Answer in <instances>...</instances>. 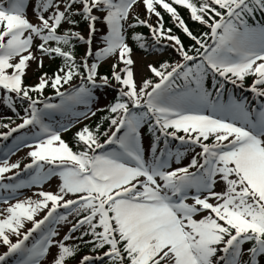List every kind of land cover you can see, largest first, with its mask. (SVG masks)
<instances>
[{
    "label": "snow or ice",
    "instance_id": "obj_1",
    "mask_svg": "<svg viewBox=\"0 0 264 264\" xmlns=\"http://www.w3.org/2000/svg\"><path fill=\"white\" fill-rule=\"evenodd\" d=\"M140 3L145 19L132 15ZM181 7L208 31L194 34ZM159 9L194 43L186 47ZM82 21L87 36L77 30ZM141 26L149 37L133 33L138 48H171L180 59L149 64L152 78L138 84L127 32ZM78 44L86 46L79 60ZM45 57L62 63L51 76L42 73L37 84L26 85L31 64L43 68ZM110 58L111 76L101 75V62ZM228 84L260 103L234 94L226 100ZM48 87L58 103L45 95ZM110 87H116L115 101L93 111L96 91ZM0 104L22 121L0 118L8 121L0 123L8 129L0 139L35 130L31 142L17 136L12 150L28 147L31 163L21 169L19 161L0 160V193H6L0 203L7 205L0 208V246L7 249L0 264L12 257L17 264H43L53 247L57 255L50 264H68L85 247L89 252L77 264H260L264 0H0ZM98 111L107 112L101 122L76 132L78 151L62 138L68 125L46 123L57 114L78 122ZM145 126L152 134L147 156ZM171 141L180 146L174 149ZM188 152L194 153L190 162L173 167ZM22 174L27 179H18ZM56 176V192L18 198L21 189L42 187ZM218 184L222 191L215 190ZM60 225L69 228L58 239Z\"/></svg>",
    "mask_w": 264,
    "mask_h": 264
},
{
    "label": "trees",
    "instance_id": "obj_2",
    "mask_svg": "<svg viewBox=\"0 0 264 264\" xmlns=\"http://www.w3.org/2000/svg\"><path fill=\"white\" fill-rule=\"evenodd\" d=\"M162 15L164 16V22H165V26L166 27H171L173 28V31L180 36V38L182 39V41L184 42L185 46H190L191 44H193L194 42L191 41L186 35L183 34V32L176 28L172 18L169 16V14L165 13L163 11V9H160ZM178 11L180 13V15L185 19L186 23L188 24L189 28L193 31L194 34H201L205 31H208V29L196 22L191 21V19L189 18V12L188 10L184 9V8H178ZM134 13H137V15H139L140 17L143 18H147L146 16V12H145V8L143 6L142 3L138 4L135 9L132 12L133 16H136ZM259 18V17H258ZM77 19H80L79 17H77ZM156 17L152 16L150 21L155 23L156 22ZM130 22H131V17H130ZM65 27H67V25H65ZM81 32H86L87 33V22H81L79 25V28L77 29ZM133 33H140L143 34L146 37H149V30L146 27H137L134 29H128L127 35H128V43L130 44V46L133 47V51L139 55H144V56H153V55H160L161 58L158 59L156 61V63H154L156 66H159L160 63L164 62V61H169V62H175L177 60L180 59V57L176 54L175 51H173L171 48H164L162 46H157L156 49L153 48H149L147 51L142 50L140 48H138V46L136 45V43L131 39L132 34ZM153 43V41L151 40V38L148 39V44L151 45ZM85 49L86 46L84 45H77L76 48V55H77V59L79 60L82 56H84L85 54ZM91 62V61H90ZM62 61L60 58H57L55 60H49L47 57L44 58V66L43 68H38L35 69L34 71L30 72L28 75L25 76V84L26 85H35L38 83V79L39 77L42 75V73H48L50 76L58 69V67L61 65ZM100 74L104 75L107 74L109 76H111V66L107 63H105L104 65H101L100 69ZM146 78H152V73H150ZM145 78V79H146ZM252 80L251 77L246 79V83H250ZM78 82V81H77ZM113 84L115 85V81H113ZM209 87H211V80H209L208 82ZM229 85H227L228 88ZM67 87V86H65ZM243 90L236 88L233 89V86L230 88V96H232L233 94L235 95L236 98H240V96L243 94ZM45 95L47 96H53L55 97V92L52 88L48 87L45 90ZM96 96L99 98L98 101L96 103H94L91 108L93 109V111H95L97 108H104L106 105H110L112 102L115 101L116 97H117V91H116V87H110V88H103V89H98L96 91ZM247 95H244L243 97H246ZM54 99H58L59 101V97H55ZM17 109L20 112V115L24 114L23 112V107L18 103L17 104ZM107 115V112H101L98 111L96 116H90L87 119H84L81 123L71 126L69 127V130L66 132H62V138L64 140H66V142L73 147L74 151H78L79 148L77 147V142L75 139V134L77 131L81 130L84 126H89L91 128H94L95 125L99 122H101L103 116ZM7 116H11L14 120L15 123H18L20 121V119H18L14 113H12L9 109H7L6 107H4L2 104H0V118L2 117H7ZM7 120H3L0 119V123H7ZM108 127V122L105 121L102 131L104 129H106ZM4 128H0V131L3 130ZM142 133L144 135V146L145 149L149 148V142L151 139V133L147 131V126H145V128L142 130ZM172 144H174V141H171ZM190 154L193 153H189L184 157V159L182 160L184 164H187L190 161ZM75 235H79V233H76ZM68 243L73 244L76 243V241H69ZM251 247L250 243H247L244 245V250L247 252V249ZM89 249L87 247L83 248V250L72 260H69L68 262L71 261H75L77 260L81 255H83L84 253H88ZM260 262L261 264H264V257H262V259L260 258Z\"/></svg>",
    "mask_w": 264,
    "mask_h": 264
},
{
    "label": "rangeland",
    "instance_id": "obj_3",
    "mask_svg": "<svg viewBox=\"0 0 264 264\" xmlns=\"http://www.w3.org/2000/svg\"><path fill=\"white\" fill-rule=\"evenodd\" d=\"M135 7L133 8V10L135 9ZM133 10H132V12H133ZM27 14H28V18L35 23L36 22V17L34 15L33 9L31 7L28 8V13ZM134 14L137 15V13H134ZM140 18L145 19L143 17H140ZM98 27L99 28L100 27L103 28L102 31H106V27L103 24H99ZM85 36H87V33L85 34ZM38 42L39 41H37V43ZM160 58H161L160 55L144 56V55H139V54H137V53H135L133 51V59L136 61V63H135V78H136V81H137L138 84H140L142 82V80H144L151 73V72L148 71V67L147 66L149 64L156 63V61L158 59H160ZM114 62H115V58H110L107 61L101 62V64L104 65L105 63H107V64H109L111 66L112 63H114ZM35 69H38L37 64L32 63L30 68L27 70V74L26 75H28L30 72L34 71ZM251 83H252V80H251ZM252 96L250 97V99H251V101L254 102V104L260 103V101L256 100L255 97L254 96L252 97ZM250 99H248V100H250ZM78 110L84 111L85 109L82 108V106H81V108L78 109ZM57 115L55 116L56 118H57ZM83 120H84V118L81 117L79 119V121L77 122L76 118L72 117L71 121L69 120V118L59 119L57 121V123L60 124V126L61 125H68L70 127V126L77 125V124L81 123ZM53 126L54 127H60V126H56V125H53ZM6 131H8V129H3L0 132H6ZM61 134H62V132H61ZM20 135H27L29 137V142H31V137L33 135V132H20V133H17V134L14 135V139L10 140L9 142H3L0 139V160H3L5 158H7L9 160V163H15V162L19 161L21 163V169H23L24 165H26L27 162L31 160V158L28 156V152L30 151V149L28 147L21 146L18 151L14 152V154H13V151H12L13 149H15V146L17 144L16 137L20 136ZM9 143L11 145H13V146L10 149V151H8L6 153L4 151L5 148L3 150V147H7L9 145ZM178 144H179V142H178ZM189 153H192V152H189ZM177 166H184V164L182 162L179 165H176L175 163H173V167H177ZM14 171H16V170H14ZM20 178L27 179V174H22V176ZM60 183H61V181H60L58 176L52 177L49 181L44 183V185L42 187H40V186H32L31 188L21 189L20 192L17 195H18L19 199H25V198H28V197H31L33 199H37V197L34 195V193H36V192H38L40 190L56 192ZM223 189H224V185L223 184H218L216 186L215 190L216 191H222ZM0 195H6V193H0ZM68 198H73V197L69 196ZM11 202L15 203V199L11 200ZM188 202L191 203L192 201L189 200ZM212 202L215 203V201H212ZM6 206L7 205H4V204L0 203V208H4ZM60 211L63 212L64 210L61 209ZM206 214L207 213H202L201 216L202 215H206ZM42 215H43V213H41V216ZM201 216H197L196 218L199 219V218H201ZM70 219H71V217H70ZM30 226L31 225H28V227H30ZM58 227H59V232H60V237H58V239H59V238H62L68 232L69 225H60ZM6 250H7L6 247L0 246V253H3ZM56 255H57V248L53 247L51 249V254L47 257V259L45 261H43V264H50V262L52 261L53 257H55ZM79 259L75 260L74 262H69L68 264H77ZM243 259L245 261L248 259V255H247L246 251H245V255H244ZM261 259H262V257H261ZM13 261H16V263H17V257H15L13 259ZM260 264H261V262H260Z\"/></svg>",
    "mask_w": 264,
    "mask_h": 264
}]
</instances>
